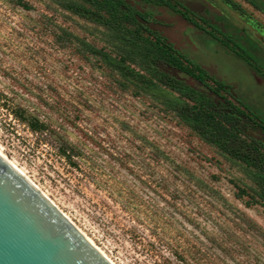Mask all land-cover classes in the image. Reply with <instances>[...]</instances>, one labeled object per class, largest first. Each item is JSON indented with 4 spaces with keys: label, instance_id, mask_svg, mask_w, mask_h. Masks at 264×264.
Here are the masks:
<instances>
[{
    "label": "rangeland",
    "instance_id": "rangeland-1",
    "mask_svg": "<svg viewBox=\"0 0 264 264\" xmlns=\"http://www.w3.org/2000/svg\"><path fill=\"white\" fill-rule=\"evenodd\" d=\"M60 1L0 0L5 157L114 264H264V201L248 169L89 53L86 45L115 57L121 50ZM183 1L206 19L186 12L204 31L168 8L139 6L264 121V0H231L238 9ZM21 113L46 130L32 132ZM66 143L75 166L59 154Z\"/></svg>",
    "mask_w": 264,
    "mask_h": 264
},
{
    "label": "trees",
    "instance_id": "trees-1",
    "mask_svg": "<svg viewBox=\"0 0 264 264\" xmlns=\"http://www.w3.org/2000/svg\"><path fill=\"white\" fill-rule=\"evenodd\" d=\"M63 0L60 6L88 22L107 29L117 41V57L86 45L87 51L125 80L139 84L164 110L214 146L231 160L242 163L264 201V121L237 98L234 85L225 83L213 69L192 62L169 41L155 25L156 17L142 9L139 3L165 7L179 13L197 30L200 24L186 14L197 16L183 0ZM237 7L231 0H223ZM24 8L27 4L19 2ZM178 6L184 12L176 8ZM213 29H217L209 23ZM147 35H143L142 33ZM232 51L244 60V52L235 44ZM137 67L139 69L137 70ZM28 128L39 133L46 125L30 115H19ZM71 166L75 148L66 143L59 149Z\"/></svg>",
    "mask_w": 264,
    "mask_h": 264
},
{
    "label": "water",
    "instance_id": "water-1",
    "mask_svg": "<svg viewBox=\"0 0 264 264\" xmlns=\"http://www.w3.org/2000/svg\"><path fill=\"white\" fill-rule=\"evenodd\" d=\"M0 264H111L0 154Z\"/></svg>",
    "mask_w": 264,
    "mask_h": 264
},
{
    "label": "bare ground",
    "instance_id": "bare-ground-1",
    "mask_svg": "<svg viewBox=\"0 0 264 264\" xmlns=\"http://www.w3.org/2000/svg\"><path fill=\"white\" fill-rule=\"evenodd\" d=\"M0 154L6 159L8 160L24 177H26L30 182H32V180H30L26 175L25 173L20 169L18 168L11 160H9L8 158L5 157V155L3 154V152L0 150ZM36 186V185H35ZM37 187V186H36ZM38 188V187H37ZM39 189V188H38ZM63 213V212H62ZM64 214V213H63ZM65 215V214H64ZM66 216V215H65ZM67 217V216H66ZM68 218V217H67ZM93 245L94 243L92 242V240L90 238H88L81 230H79ZM95 246V245H94ZM96 247V246H95ZM104 256L105 254L98 248L96 247ZM107 258V256H105ZM111 264H114L109 258H107Z\"/></svg>",
    "mask_w": 264,
    "mask_h": 264
}]
</instances>
